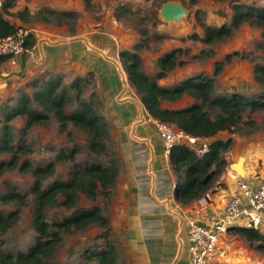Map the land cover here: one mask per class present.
Instances as JSON below:
<instances>
[{
    "label": "rangeland",
    "instance_id": "obj_1",
    "mask_svg": "<svg viewBox=\"0 0 264 264\" xmlns=\"http://www.w3.org/2000/svg\"><path fill=\"white\" fill-rule=\"evenodd\" d=\"M168 1L182 2L187 9V15L177 22L164 19L161 15V7ZM235 1L264 6V0ZM3 2L4 0H0V12L19 28L30 31L35 37V43L34 47L18 57L15 63L21 65L20 60L24 56L28 57L29 63L32 61L33 69L31 73L28 72L31 80L20 82V79L25 77L24 74L18 75L19 82H15L14 78L10 80L13 73L10 68L12 62L8 60L3 64L8 75L0 74L1 79L6 83L3 86L6 87V92L0 91V137L3 127L9 125L13 144L30 148L28 153L21 155L20 163L29 160L33 166L54 164L53 174L46 179L44 187H48L55 180L67 181L70 178L74 162L59 159L58 156L62 155L66 158L73 149H77L75 162L81 167L87 163L102 162L106 165L109 163L108 156L99 155L89 148V136L84 129L70 125L71 134L62 132L59 129V121L54 115L51 116L50 124L35 126H28L24 117L19 115L8 122L4 119L9 109L17 106L20 95L26 94L34 97L38 85L46 79L61 80L71 94L73 101L66 107V113L73 112L80 107V100L76 98V89H70V84L65 83L63 76L61 77L64 80L57 76L59 74L53 76L49 71L36 75V38L46 33L60 34L61 38L75 39V35L88 40L91 38L96 44L104 45L110 54L128 51L140 59L144 73L161 86L167 84L168 88L178 85L187 78L203 75L213 80V97L239 93L247 98H254L264 92V84H259L254 79V62L250 59L234 57L231 62L224 65L221 73L215 74V62L223 60L227 54L234 51L252 52L253 56L264 55L258 46L264 42V28L244 24L235 30L231 37L212 46L189 38L194 33L203 36V29L197 24V15L212 26L228 23L233 14L230 1L198 0L197 3L192 4L191 0H92L91 4H87L85 0H18L10 11L18 13L28 9L30 14L25 18L3 13ZM178 47L184 50L179 53L178 60H184L186 63L174 68L166 77L158 78L159 59ZM208 48L215 50L214 56L204 59L193 58V55H198L201 50ZM258 60L264 62L263 59ZM121 65L124 67L122 60ZM86 79L89 80L86 85L92 83L91 74ZM80 85L83 86L82 82ZM84 91L82 89V94ZM93 97L94 95L88 93L81 95L80 99L91 102ZM33 106L43 111L36 100ZM205 109L213 118L218 112L210 105H205ZM243 119L244 121L253 120L255 125L241 123L231 131L218 132L209 140L212 142L215 138L232 137L233 145L224 153V157L231 163L244 157L241 163L245 169V176L236 174L240 176L239 178L243 176L247 181L256 182L264 179V111H247L243 114ZM10 157L9 153L0 152V162L8 161ZM217 180L215 181L216 186L226 187V182L223 180L217 182ZM33 181V174L30 171L20 170L18 166L6 170L0 176V197L11 189L21 195H26L25 204L18 201L3 202L0 198V213L4 216L12 212L19 214L16 224L2 236L3 241L0 242V246L5 249L23 248L34 242L32 238L34 230L31 227L34 213V196L31 193ZM97 192L98 199L96 200H91L80 193L77 205L81 207L99 205L104 215L110 219V215L117 211L119 203L115 187L108 195H105L97 185ZM62 200L60 196V201ZM73 211L74 208L68 209L60 203L50 209L47 219L49 222L61 221L72 215ZM103 231L104 228L93 224L85 230L70 234L63 233L62 241L57 245L50 262L53 264H85L86 248L93 249L95 246L102 245L104 239L99 237L98 233ZM214 262V264H264V253L252 248L243 237L228 233L219 245Z\"/></svg>",
    "mask_w": 264,
    "mask_h": 264
},
{
    "label": "trees",
    "instance_id": "obj_2",
    "mask_svg": "<svg viewBox=\"0 0 264 264\" xmlns=\"http://www.w3.org/2000/svg\"><path fill=\"white\" fill-rule=\"evenodd\" d=\"M17 1L4 0L2 4L3 13L22 18L23 16L24 18L25 16L29 17L28 9L18 13L10 11L11 8L15 7ZM85 1L87 4L92 2V0ZM191 1L192 4L198 2V0ZM217 1H230L233 10L230 21L220 26H212L197 15V24L203 29V36L194 33L189 38L200 40L212 46L231 37L235 30L244 24L264 28V6L244 4L235 0ZM18 28L0 12V37L13 35ZM34 43L35 37L30 32L26 38L25 47L32 48ZM258 46L264 52V42ZM183 51L182 48L178 47L159 59L158 78L166 77L174 68L186 63L184 60H178L179 53ZM214 54L215 50L208 48L201 50L198 55H193V58L204 59L212 57ZM234 57L252 60L254 62V79L259 84H264V62L258 60H264V55L253 56L252 52L234 51L227 54L223 60L215 62V74L221 73L224 65L231 62ZM9 58L8 55L0 54V65ZM120 58L128 73L129 80L136 87L148 113L157 119L176 125L191 135L211 138L222 130L231 131L241 123L255 125L253 120L244 121L243 114L247 111H264V92L254 98H247L239 93L213 97V80L203 75L187 78L172 88L163 87L142 71L141 61L138 57L128 51H122ZM80 82L82 79L76 78L69 85L70 89H76V98L80 100V107L73 112H65L66 107L73 101L71 94L65 88L66 86L61 80L47 79L38 85L34 97L26 94L20 95L17 106L9 109L4 119L8 122L19 115L24 117L28 126H35L50 124L51 116L54 115L59 121L60 131L71 134L70 125L84 129L89 136V148L99 155L109 156L106 144L110 138L108 124L93 104L80 99L83 89ZM183 94L192 96L196 101L179 109L162 107L163 101H176ZM34 100L39 107L43 108V111L34 108ZM205 105H210L218 110L214 118L207 112ZM2 110L5 111V109ZM12 139L9 125H5L0 137V152L9 153L11 157L8 161L0 162V176L6 170L17 166L20 170L30 171L33 174L34 181L31 193L34 196V213L31 227L34 230L32 235L34 242L23 248L5 249L0 246V264H53L50 260L57 245L62 241V234L85 230L93 224H98L104 228V231L98 233V236L106 239L111 223L110 219L104 215L103 209L99 205L81 207L77 203L80 193L91 200L98 199L97 185L100 186L101 192L108 195L115 186L118 177V167L115 161L111 159L108 165L102 162L87 163L81 167L75 162L77 149H73L66 158L62 155L58 156L59 159L74 162L70 178L67 181L55 180L48 187H44L46 179L53 174L54 164L33 166L29 160L20 163L21 155L28 153L30 148L25 145L15 146ZM232 145V137L227 139L215 138L203 157H198L185 144H179L171 149L170 160L177 175L175 198L183 204H187L204 195L227 167L228 161L224 157V153ZM60 196L63 198L62 201H60ZM0 198L3 202L26 203V195H21L13 189L8 190ZM60 203L68 209L74 208L73 214L61 221L49 222L47 219L48 212ZM18 218L17 212H12L8 216L0 213V242L3 241L2 236L16 224ZM230 233L243 237L252 248L264 253V236L257 229L235 226L230 229ZM85 255L88 260L85 261V264L92 261H97L99 264H117L116 249L108 240L103 246H95L93 249L86 248Z\"/></svg>",
    "mask_w": 264,
    "mask_h": 264
},
{
    "label": "crops",
    "instance_id": "obj_3",
    "mask_svg": "<svg viewBox=\"0 0 264 264\" xmlns=\"http://www.w3.org/2000/svg\"><path fill=\"white\" fill-rule=\"evenodd\" d=\"M98 45L91 38L79 35L75 39L61 38L53 32L36 38V75L49 71L53 76H63L66 84L81 78L83 94L94 95L90 103L102 112L109 127L110 138L106 144L109 162L113 159L118 167L114 187L119 203L117 211L110 215L111 228L100 246L107 240L114 245L117 264H189L188 220L208 222L209 216L221 210L236 192L240 176L228 162L217 180L226 182V187H218L215 182L204 195L190 203L177 200L174 196L177 175L170 151L165 150L150 118L153 116L121 65L120 54H110L104 45ZM4 63L0 65L1 75L7 74ZM20 63H12L10 80L19 82V74L25 75L20 82L31 80L28 74L33 69L32 61L29 63L24 56ZM89 74L92 83L86 85ZM4 81L0 77L2 92H6ZM194 100L183 94L176 101H163L162 107L184 108Z\"/></svg>",
    "mask_w": 264,
    "mask_h": 264
},
{
    "label": "built area",
    "instance_id": "obj_4",
    "mask_svg": "<svg viewBox=\"0 0 264 264\" xmlns=\"http://www.w3.org/2000/svg\"><path fill=\"white\" fill-rule=\"evenodd\" d=\"M30 31L18 28L16 33L0 37V54L16 59L27 52L26 38ZM156 125L166 151H171L179 144L187 145L198 157H203L209 150V138L191 135L176 125L150 117ZM208 222L189 219L186 225L189 264H214V257L224 236L235 226L257 229L264 236V179L247 181L238 179L237 190L227 200L225 206L209 216Z\"/></svg>",
    "mask_w": 264,
    "mask_h": 264
},
{
    "label": "water",
    "instance_id": "obj_5",
    "mask_svg": "<svg viewBox=\"0 0 264 264\" xmlns=\"http://www.w3.org/2000/svg\"><path fill=\"white\" fill-rule=\"evenodd\" d=\"M187 9L182 2L178 1H168L165 2L161 7V15L164 19L168 21L177 22L183 19L187 15ZM244 161V157H240L236 162L231 164V168L240 176H245L241 162ZM242 176V177H243Z\"/></svg>",
    "mask_w": 264,
    "mask_h": 264
},
{
    "label": "bare ground",
    "instance_id": "obj_6",
    "mask_svg": "<svg viewBox=\"0 0 264 264\" xmlns=\"http://www.w3.org/2000/svg\"><path fill=\"white\" fill-rule=\"evenodd\" d=\"M241 165H242V170L244 169V166H243V164L241 163ZM245 171V169L243 170V172ZM244 174H245V172H244Z\"/></svg>",
    "mask_w": 264,
    "mask_h": 264
}]
</instances>
